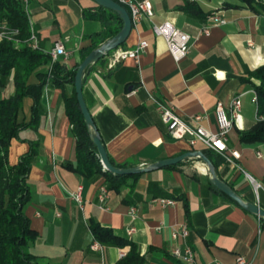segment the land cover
I'll list each match as a JSON object with an SVG mask.
<instances>
[{
	"label": "crops",
	"instance_id": "0c3cea01",
	"mask_svg": "<svg viewBox=\"0 0 264 264\" xmlns=\"http://www.w3.org/2000/svg\"><path fill=\"white\" fill-rule=\"evenodd\" d=\"M149 1L152 21H169L189 33L190 50L175 61L165 39L155 35L151 22L143 19L120 46L131 48L146 40L148 46L137 61L126 58L110 69L104 58L85 73L84 101L109 159L119 167H142L189 150L184 140L168 134L150 96L172 105L185 121L203 115L200 124L215 132L216 105L221 103L228 112L231 98L240 95L241 116L227 134L228 146L240 154L238 168L214 156L215 170L244 201L256 203L251 177L259 185V207L264 209V141L247 143L239 138L240 132L264 117V113L258 115L253 87L259 80L248 76L264 65V11H254L240 0ZM191 2L200 8L201 17L180 8ZM97 7L92 0H35L28 3L27 14L40 47L48 50L61 40L69 55L58 60L73 67L91 44L89 36L102 30L101 22L90 16ZM216 13L226 22L213 24L209 19ZM204 27L207 32L202 31ZM28 81L38 79L32 74ZM73 88L70 81L62 87L44 85L35 126L28 125L33 101L24 97L17 119L27 126L8 149V162L15 164L28 151L30 141L38 142L27 176L30 199L23 208L37 232L29 246L38 257L37 264H115L128 247L92 249L91 221L134 242L145 256L143 264H183L170 250L184 244L192 248L196 264H237V256L248 264H264V222L212 188L206 165L198 158L140 173L135 188L139 198L132 204L135 219L129 213L131 204L122 200L126 189L108 190L107 209L101 208L97 188L106 184L105 177L101 173L83 176L67 166L75 163V139L62 93L71 94ZM12 93L10 78L4 95ZM196 149L209 150L201 143ZM78 185L82 186L81 207L70 198ZM152 197L171 198L175 203L163 207L151 203ZM182 223H187L188 235L185 240L174 239L172 230ZM130 227L134 228L131 233Z\"/></svg>",
	"mask_w": 264,
	"mask_h": 264
},
{
	"label": "trees",
	"instance_id": "16d2710c",
	"mask_svg": "<svg viewBox=\"0 0 264 264\" xmlns=\"http://www.w3.org/2000/svg\"><path fill=\"white\" fill-rule=\"evenodd\" d=\"M240 1L254 11H264V2L261 0ZM193 3H184L180 8L190 15L201 17L202 11ZM224 5L236 7V4L226 3ZM90 16L101 22L102 30L89 36L91 44L82 51L83 58L116 34L122 26L121 18L114 11L99 5L94 12L90 13ZM0 20L16 28L18 30L16 38L24 43L22 47L16 48L11 41L0 40V264H37L38 257L29 249L37 232L32 228L23 208L30 199L27 176L32 161L38 153V142L30 141L28 151L20 156L15 164L8 162V149L11 140L27 126L17 119L22 99L30 97L33 101L32 119L28 125L35 126L40 114L39 101L44 85L62 87L66 81L73 83L78 65L69 67L65 62L51 61L49 54L44 52L42 47L33 49L27 45L26 40L30 35L29 18L19 0H0ZM91 67L92 64L87 67L85 73ZM32 74L36 75L37 83H29L28 80ZM248 76L259 80V83L253 84V87L256 93L258 115H262L264 113V65L248 72ZM10 78L13 93L6 96L4 89ZM62 100L75 139V163L68 162V168L83 176L101 173L105 177L108 190L120 193L126 189L127 193L122 200L128 204H134L139 198L135 188L136 179L140 173L119 175L104 171L92 142L90 129L85 124L76 101L74 88L71 94L63 91ZM239 138L247 143L264 141V117L250 129L240 132ZM203 152L216 166L214 156L219 159L220 157L217 154L214 155L211 150H203ZM111 163L117 166L112 161ZM210 186L222 193L211 182ZM259 219L264 222V217H259ZM90 229L94 239L103 245L128 247L126 254L115 264H143L145 262V256L139 253L137 245L130 239L116 234L111 228L102 226L97 221L90 222Z\"/></svg>",
	"mask_w": 264,
	"mask_h": 264
},
{
	"label": "built area",
	"instance_id": "2783aa9c",
	"mask_svg": "<svg viewBox=\"0 0 264 264\" xmlns=\"http://www.w3.org/2000/svg\"><path fill=\"white\" fill-rule=\"evenodd\" d=\"M26 12L27 5L31 1L35 0H19ZM122 6H124L131 18L132 26L135 27L138 22L143 19L151 22V28L155 35L162 36L167 44V47L172 54L175 61H179L184 58L190 50L191 36L189 33L181 28L174 26L169 21H163L160 23H154L152 18L154 16L152 4L149 0H117ZM197 1V0H192ZM213 24L225 23L226 20L219 14L216 13L210 16L209 19ZM30 24V35L26 40L29 47L33 49H39V40L37 33L29 20ZM203 32L208 31V27L202 29ZM18 30L16 28L10 27L6 21L0 20V40L6 39L12 42V45L16 48H20L24 45L17 38ZM148 42L146 40H140L135 46L131 48L118 47L108 52L104 57L106 59V66L108 68H114L117 64L122 62L126 58H131L134 61L138 60L139 55L146 50ZM49 54L51 61L58 60L59 56L65 58L68 57L69 52L65 48L64 43L61 40L54 42L53 46L48 50H43ZM154 102L155 110L160 115L162 122L164 123L168 134L176 140H184L190 150H197L196 146L201 143L206 149L213 151L217 154L221 160L232 167L238 168L237 159L240 154L238 150L231 148L227 144V134L229 130L234 125L241 116V99L240 95H236L231 98L228 104V112L225 110L221 103H218L215 107V116L217 131H211L200 124V121L204 118L201 114L194 115L190 121L183 120L176 112L172 105L167 104L161 100L150 96ZM255 193H256V204L259 206V200L257 196V190L259 185L252 180ZM97 200L99 206L103 209H107L106 201L108 199V188L105 183H102L97 188ZM70 198L76 202L80 207L82 206V186L78 185L77 188L70 193ZM151 203L159 202L163 207L173 205L175 203L174 199L165 197H152L149 200ZM129 213L133 219L136 217V208L131 205L129 208ZM157 229H160L158 227ZM134 231L133 227H130L128 232ZM174 239L181 237L183 240L186 239L188 235V225L187 223H182L178 228L173 229L171 233ZM94 250H102L103 244L97 240H93L91 246ZM170 254L181 260L183 264H196L194 252L188 244L183 246H174L170 250ZM125 255V254H124ZM123 255V256H124ZM122 256V257H123ZM237 264H248L242 256H237ZM101 264H106L102 262ZM212 264H220L219 262H214Z\"/></svg>",
	"mask_w": 264,
	"mask_h": 264
},
{
	"label": "water",
	"instance_id": "95a60500",
	"mask_svg": "<svg viewBox=\"0 0 264 264\" xmlns=\"http://www.w3.org/2000/svg\"><path fill=\"white\" fill-rule=\"evenodd\" d=\"M97 5L114 11L122 20V26L116 34L105 40L97 48L91 50L78 64L74 76L73 87L76 95V101L78 103L80 112L84 118L85 124L90 129V136L93 144L96 147L97 155L104 171L111 172L113 174L125 175V174H138L143 172L152 171L155 169L163 168L170 165H175L185 159L198 158L207 168L209 180L219 191L231 198L243 209L255 214L259 217H264V209L260 208L256 203L244 201L242 197L225 181L220 179L215 170L214 164L201 150H188L177 156L171 158H165L156 162L150 163L147 166H132V167H117L114 166L106 151L104 144L101 141L97 128L94 124L92 116L85 104L82 86L84 80V73L87 67L99 59L103 58L108 52L112 51L123 45L133 28L130 14L128 10L115 0H92Z\"/></svg>",
	"mask_w": 264,
	"mask_h": 264
}]
</instances>
